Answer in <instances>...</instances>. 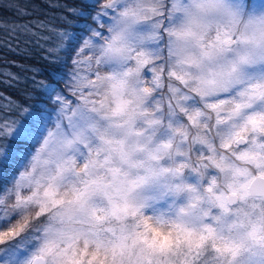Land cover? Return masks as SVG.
Wrapping results in <instances>:
<instances>
[{
    "label": "snow or ice",
    "instance_id": "obj_1",
    "mask_svg": "<svg viewBox=\"0 0 264 264\" xmlns=\"http://www.w3.org/2000/svg\"><path fill=\"white\" fill-rule=\"evenodd\" d=\"M44 3L0 0L50 45L0 93V264H264V0Z\"/></svg>",
    "mask_w": 264,
    "mask_h": 264
},
{
    "label": "trees",
    "instance_id": "obj_2",
    "mask_svg": "<svg viewBox=\"0 0 264 264\" xmlns=\"http://www.w3.org/2000/svg\"><path fill=\"white\" fill-rule=\"evenodd\" d=\"M7 3V0H5ZM31 3H37L40 5L37 17L38 19H44L47 15L52 24L56 21L53 19L58 15V9L55 7H49L44 3V0H30ZM62 2V0H48L50 4H56ZM8 20L11 21L13 16L6 14ZM3 27V22L0 21V28ZM36 35L33 36H20L19 40L9 39L7 34L0 31V93H4L6 96H11L15 100H23L24 89L30 86V80H25V77H31V69L36 67H42L43 61L40 59L43 52L41 47L47 48L50 45L45 42V37H48L49 33L43 29H33ZM8 41L11 44V51L9 50ZM7 73H11L18 76L19 82L11 81L12 86L9 87V77ZM41 77H37L40 79ZM6 101H0L5 103Z\"/></svg>",
    "mask_w": 264,
    "mask_h": 264
}]
</instances>
